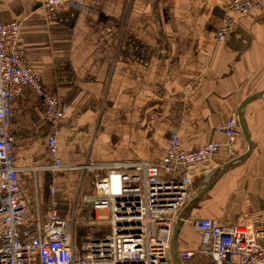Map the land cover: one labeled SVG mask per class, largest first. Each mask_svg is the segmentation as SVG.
<instances>
[{
    "label": "crops",
    "instance_id": "crops-1",
    "mask_svg": "<svg viewBox=\"0 0 264 264\" xmlns=\"http://www.w3.org/2000/svg\"><path fill=\"white\" fill-rule=\"evenodd\" d=\"M228 1L70 0L47 16L38 0H1L0 21L20 23L19 48L40 74L42 91L65 108L53 127L32 89L24 87L15 99L12 162L31 210L38 207L43 216L56 203L60 217H78L82 194L92 193L93 174L50 169L51 135L57 162L69 167L154 162L166 155L169 136L186 151L225 142L214 128L264 90V0L218 42ZM242 118L251 153L195 203L180 223L178 250L195 249L203 237L192 219L222 227L264 223V96L246 104ZM234 147L237 157L247 151L243 136ZM227 162L220 150L213 171L195 178L194 197Z\"/></svg>",
    "mask_w": 264,
    "mask_h": 264
},
{
    "label": "built area",
    "instance_id": "built-area-1",
    "mask_svg": "<svg viewBox=\"0 0 264 264\" xmlns=\"http://www.w3.org/2000/svg\"><path fill=\"white\" fill-rule=\"evenodd\" d=\"M38 1L51 16L70 0ZM260 8L256 0H229L216 40L225 41L239 17ZM19 35V22L0 21V264H175L172 238L177 217L194 197L195 178L213 171L219 151H225L228 161L237 157L234 146L241 137L237 117L214 128L215 134L225 137L223 144L209 142L186 151L176 136H169L166 155L154 162L61 165L51 135L50 169L87 171L94 182L92 193L80 198L78 217L73 213L60 217L56 203L42 216L38 207L27 206L17 183L10 119L24 87L42 98L43 118L53 127L63 119L65 108L42 91L40 74L19 48ZM188 223L203 237L195 249L178 250L182 264H264L263 222L222 227L215 220L197 218Z\"/></svg>",
    "mask_w": 264,
    "mask_h": 264
},
{
    "label": "water",
    "instance_id": "water-1",
    "mask_svg": "<svg viewBox=\"0 0 264 264\" xmlns=\"http://www.w3.org/2000/svg\"><path fill=\"white\" fill-rule=\"evenodd\" d=\"M263 96H264V90L261 91V92H259V93L254 94V95H251V96L247 97L246 99H244L241 102V104L239 105L238 109H237V115L236 116H237V120H238V124H239L240 131H241V135L243 136V138L245 139V141L247 143V147H248L247 151L243 155L235 158L234 160L227 162L222 167V169L218 172V174L216 175V177L214 178V180L211 181L203 191H201L195 197H193L189 201V203L183 208V210L179 213V215L177 217V220H176V227H175V230L173 232V238H172V255H173V261H174L175 264H182L180 262V260H179V257H178L177 237H178V232H179V225H180L181 219H182L185 211L189 208V206L193 202L199 200L204 194H206L208 192V190L210 189V187L221 178V176L227 171V169L229 167H231V165H233L234 163H236L238 161H241V160L245 159L251 153V150H252V142L250 141V138L248 136V133H247L245 124L243 122L242 110H243V108H244V106L246 104H248L249 102H251V101H253L255 99L261 98Z\"/></svg>",
    "mask_w": 264,
    "mask_h": 264
},
{
    "label": "trees",
    "instance_id": "trees-1",
    "mask_svg": "<svg viewBox=\"0 0 264 264\" xmlns=\"http://www.w3.org/2000/svg\"><path fill=\"white\" fill-rule=\"evenodd\" d=\"M242 136V135H241ZM205 189V187L202 189V190H204ZM201 190V191H202ZM198 201V200H197ZM197 201H195V202H193L190 206H189V208L185 211V213H184V215H183V219H186V216H188L189 214H190V212H191V210H193V208H194V206H195V203L197 202ZM181 223V222H180ZM181 226V225H180ZM180 228V227H179Z\"/></svg>",
    "mask_w": 264,
    "mask_h": 264
},
{
    "label": "rangeland",
    "instance_id": "rangeland-1",
    "mask_svg": "<svg viewBox=\"0 0 264 264\" xmlns=\"http://www.w3.org/2000/svg\"><path fill=\"white\" fill-rule=\"evenodd\" d=\"M259 2V1H258ZM237 158V157H236ZM183 227H184V225L183 224H181V226H180V230H179V238H180V236H181V234H182V232H183Z\"/></svg>",
    "mask_w": 264,
    "mask_h": 264
}]
</instances>
